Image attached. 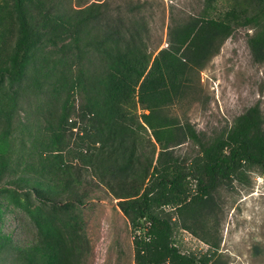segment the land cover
Instances as JSON below:
<instances>
[{"label": "trees", "instance_id": "trees-1", "mask_svg": "<svg viewBox=\"0 0 264 264\" xmlns=\"http://www.w3.org/2000/svg\"><path fill=\"white\" fill-rule=\"evenodd\" d=\"M154 1L0 0V264H83L96 187L141 229L137 264H229L217 194L264 175V114L250 107L208 137L172 110L195 100L201 71L236 29L253 28V59L264 64V0L171 9L161 49L150 43ZM188 143L196 153H179ZM12 206L35 228L27 244L4 232ZM175 216L209 253L180 250Z\"/></svg>", "mask_w": 264, "mask_h": 264}, {"label": "rangeland", "instance_id": "rangeland-1", "mask_svg": "<svg viewBox=\"0 0 264 264\" xmlns=\"http://www.w3.org/2000/svg\"><path fill=\"white\" fill-rule=\"evenodd\" d=\"M201 5L202 0H155L151 8L154 14L151 45H160L159 49L167 45L171 9L178 15L196 14ZM252 32L253 28L236 29L201 71L200 82L195 84V100L191 94L173 107L176 115L187 117L208 137L230 128L233 121L250 107L259 105L264 114V64L253 59L248 42ZM0 88L3 92L8 91L5 82ZM19 111L18 115L23 116L24 108L20 107ZM77 127L74 128L76 132ZM178 152L196 153L191 150L190 143ZM250 178V186L235 183L231 188L222 187L217 194L220 208L214 222L220 238L219 252L227 257L229 264H264V175L256 171ZM96 188L95 195L84 207L92 249L83 264H136L134 236L137 231L117 206V200L104 188ZM175 219L178 223L177 216ZM3 229L20 244L29 243L36 235L26 212L15 206L6 208ZM175 238L177 246L186 254L201 256L209 253L205 241L179 223Z\"/></svg>", "mask_w": 264, "mask_h": 264}, {"label": "built area", "instance_id": "built-area-1", "mask_svg": "<svg viewBox=\"0 0 264 264\" xmlns=\"http://www.w3.org/2000/svg\"><path fill=\"white\" fill-rule=\"evenodd\" d=\"M148 224H149V223H148ZM140 233H141V229H138V230H137V235L140 234ZM137 235H136V236H137ZM134 238H135V236H134ZM204 245H205V247H206V252H207V251L211 248V246H210L209 244H206V243H204ZM136 264H137V263H136Z\"/></svg>", "mask_w": 264, "mask_h": 264}, {"label": "clouds", "instance_id": "clouds-1", "mask_svg": "<svg viewBox=\"0 0 264 264\" xmlns=\"http://www.w3.org/2000/svg\"><path fill=\"white\" fill-rule=\"evenodd\" d=\"M205 243H206V242H205ZM207 244H208V243H207ZM209 250H210V249H209ZM209 250H208V251H209ZM208 251H207V252H208Z\"/></svg>", "mask_w": 264, "mask_h": 264}]
</instances>
